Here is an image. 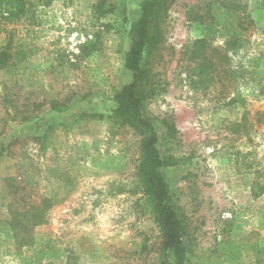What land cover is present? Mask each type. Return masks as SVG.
I'll use <instances>...</instances> for the list:
<instances>
[{"label": "rangeland", "instance_id": "374dc122", "mask_svg": "<svg viewBox=\"0 0 264 264\" xmlns=\"http://www.w3.org/2000/svg\"><path fill=\"white\" fill-rule=\"evenodd\" d=\"M18 1L25 15L4 21ZM144 1H128L130 21L139 20ZM219 2L230 7L242 48L229 53L208 88L194 91L186 50L200 39L225 42L203 17ZM164 19L165 43L150 65L155 92L143 113L170 163L161 173L171 203L194 246L246 238L247 261L264 264V192L253 195L264 187V0H176ZM91 42L95 50L80 57ZM131 44L115 17L74 20L70 0H0V48L10 45L14 55V66L0 72V152L7 150L0 157V264L34 260L22 247L31 232L49 242L40 264L164 261L157 207L137 175L141 138L109 118L117 107L111 92L96 96L132 82L125 66ZM52 102L69 107L59 112ZM19 111L31 118L22 121ZM81 114L104 118L75 124ZM166 123L177 131L169 146ZM57 124L72 129L53 133L43 151L33 138ZM40 212L42 222L29 228Z\"/></svg>", "mask_w": 264, "mask_h": 264}, {"label": "trees", "instance_id": "16d2710c", "mask_svg": "<svg viewBox=\"0 0 264 264\" xmlns=\"http://www.w3.org/2000/svg\"><path fill=\"white\" fill-rule=\"evenodd\" d=\"M129 0H70V8L73 19H95L112 16L118 19L126 28L131 38V47L125 56V66L132 72V82L122 90L109 88L108 90L97 93L96 96H102L111 92L114 95V101L117 105L113 115L109 117L113 123L120 127H129L135 131L141 138L142 156L138 165V179L141 187L146 193L152 196L156 204L160 225V234L162 239V252L164 261L161 264H253L247 261L250 254L248 239L221 241L215 249L205 250L204 248L194 246L188 236L183 221L177 215L174 206L171 203L167 183L161 173V169L169 166V162L163 158L156 145L158 144V135L152 122L144 116L143 109L145 101L150 98L155 89L153 87V75L150 65L159 52L161 46L165 43V31L163 24L166 12L176 0H145L141 6V17L137 21H130L128 17ZM26 4L17 2V8L7 11L4 21L22 18L26 13ZM204 21L221 30L225 42L220 46H215L212 40L200 39L193 43V46L186 50L189 55L191 67L189 74L191 76V89L198 91L207 87L208 83L214 79L213 73H217L219 65L228 58L232 51L241 47L238 37V28H233V22L230 7L219 2L210 4L204 14ZM204 23V22H202ZM106 30H110L111 24H102ZM241 27V24L240 26ZM122 38V37H121ZM96 43H90L87 46L80 47V57H87L95 50ZM14 55L11 52L10 45L0 48V72L8 70L14 66ZM79 99L73 100L72 103ZM33 106L38 109L44 106V103ZM52 109L63 112L68 109L67 103L50 104ZM17 112V114H19ZM22 121H28L31 115L28 112H21ZM103 115L81 114L77 116L75 124H80L84 120H102ZM168 134L165 138V145L172 144V140L177 134L174 124H168ZM72 129V124L64 126L57 124L50 126L42 137H34L35 142L42 143V150L46 151L51 145L50 141L53 133L61 129ZM14 141L9 145L8 150L18 144ZM7 150L0 152V157ZM264 187L253 189L254 197L262 194ZM48 207L51 203L45 202ZM40 213L31 214V219L27 220L29 228L36 227L40 221ZM27 215H24V217ZM21 224L23 222L21 221ZM20 225V224H19ZM25 226V225H24ZM15 228V227H14ZM30 233V232H29ZM44 235L31 232L30 238L22 244L25 253H32L34 260L25 264H40L45 248L49 242H44ZM26 262V260H24ZM255 264V263H254Z\"/></svg>", "mask_w": 264, "mask_h": 264}]
</instances>
